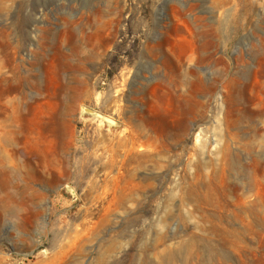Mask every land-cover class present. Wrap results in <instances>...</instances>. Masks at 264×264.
Segmentation results:
<instances>
[{
	"label": "rangeland",
	"instance_id": "1",
	"mask_svg": "<svg viewBox=\"0 0 264 264\" xmlns=\"http://www.w3.org/2000/svg\"><path fill=\"white\" fill-rule=\"evenodd\" d=\"M0 264H264V0H0Z\"/></svg>",
	"mask_w": 264,
	"mask_h": 264
},
{
	"label": "bare ground",
	"instance_id": "2",
	"mask_svg": "<svg viewBox=\"0 0 264 264\" xmlns=\"http://www.w3.org/2000/svg\"><path fill=\"white\" fill-rule=\"evenodd\" d=\"M149 146H151V142L148 139H146L144 143H138L136 139L135 140L132 139L130 141V145L129 146H126V148H127V150L130 151V150L135 149V148L141 149V147L144 148V147H149Z\"/></svg>",
	"mask_w": 264,
	"mask_h": 264
}]
</instances>
